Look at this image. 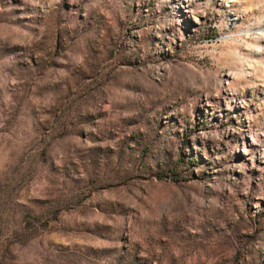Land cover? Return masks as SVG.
<instances>
[{
    "label": "rangeland",
    "instance_id": "374dc122",
    "mask_svg": "<svg viewBox=\"0 0 264 264\" xmlns=\"http://www.w3.org/2000/svg\"><path fill=\"white\" fill-rule=\"evenodd\" d=\"M0 264H264V0H0Z\"/></svg>",
    "mask_w": 264,
    "mask_h": 264
}]
</instances>
